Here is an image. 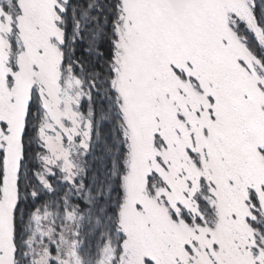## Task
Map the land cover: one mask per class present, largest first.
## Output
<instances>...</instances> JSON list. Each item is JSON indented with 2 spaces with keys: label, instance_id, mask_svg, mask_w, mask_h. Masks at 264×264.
<instances>
[{
  "label": "snow or ice",
  "instance_id": "6c2138e0",
  "mask_svg": "<svg viewBox=\"0 0 264 264\" xmlns=\"http://www.w3.org/2000/svg\"><path fill=\"white\" fill-rule=\"evenodd\" d=\"M0 264H264V0H0Z\"/></svg>",
  "mask_w": 264,
  "mask_h": 264
},
{
  "label": "rangeland",
  "instance_id": "374dc122",
  "mask_svg": "<svg viewBox=\"0 0 264 264\" xmlns=\"http://www.w3.org/2000/svg\"><path fill=\"white\" fill-rule=\"evenodd\" d=\"M90 235H91V234H90ZM98 242H99V237L96 236V237H95V243H94V245L97 244ZM89 243H90V245H92V243L90 242V240H89ZM94 245H93V246H94Z\"/></svg>",
  "mask_w": 264,
  "mask_h": 264
},
{
  "label": "trees",
  "instance_id": "16d2710c",
  "mask_svg": "<svg viewBox=\"0 0 264 264\" xmlns=\"http://www.w3.org/2000/svg\"><path fill=\"white\" fill-rule=\"evenodd\" d=\"M89 240H90V242L92 243V245H94V243H95V238L93 239L92 236L90 235Z\"/></svg>",
  "mask_w": 264,
  "mask_h": 264
}]
</instances>
